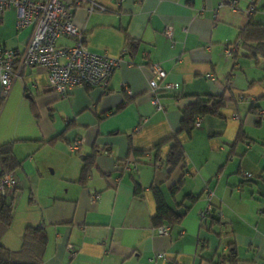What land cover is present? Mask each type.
I'll return each instance as SVG.
<instances>
[{"label":"crops","instance_id":"obj_1","mask_svg":"<svg viewBox=\"0 0 264 264\" xmlns=\"http://www.w3.org/2000/svg\"><path fill=\"white\" fill-rule=\"evenodd\" d=\"M95 1L103 11L74 8L73 22L90 51L121 57L106 88L81 85L60 98L44 67H21L19 59L15 65L0 110V146L13 143L21 165L1 243L16 251L27 227L44 226L41 264H264V51L253 41L225 56L243 28L264 25V0L253 13L252 0H237L236 11L228 0ZM16 20L14 6L4 10L0 45L19 58L32 29H17ZM57 44L73 40L61 37ZM152 63L167 73L162 109L152 102ZM198 96H224L225 105L180 133L183 106ZM173 136L186 164L169 172L171 142L159 158L153 148ZM89 156L94 165L82 184ZM155 188L182 215L167 236L152 222Z\"/></svg>","mask_w":264,"mask_h":264},{"label":"built area","instance_id":"obj_2","mask_svg":"<svg viewBox=\"0 0 264 264\" xmlns=\"http://www.w3.org/2000/svg\"><path fill=\"white\" fill-rule=\"evenodd\" d=\"M233 11L238 9L237 0H228ZM257 0H252L249 13L255 11ZM14 6L17 11L16 27L24 29L31 27L32 33L24 53L18 58L13 50L0 45V84L1 99L9 95L14 79L15 65L19 59L21 67L41 66L48 73L49 86L60 98H66L74 87L86 85L90 87L106 88L116 68L120 65L121 57H112L108 54H98L89 50L86 42L87 35L73 22L74 8L86 6L92 12L104 10V7L95 0H74L72 4L62 0H0V20L5 9ZM164 34L172 37L173 27L168 25ZM61 37L73 40L72 45L59 46L57 41ZM241 48V41L229 45L225 49V56L231 57ZM126 52V50H124ZM152 102L157 109H162L159 103L160 83L167 73L160 63L151 64ZM172 89L173 85H167ZM201 117H197L195 127H200ZM80 140L69 145L71 151L78 150ZM134 165V162H133ZM154 165L159 166L156 161ZM135 166V165H134ZM127 165L124 164V168ZM17 186L14 172L3 173L0 176V193L10 196ZM212 193L208 192L210 196ZM209 208V207H208ZM209 209L203 211L201 216L207 215ZM222 216L223 214L220 213ZM158 235H169L170 227L162 225L155 228ZM75 253L72 252L71 256Z\"/></svg>","mask_w":264,"mask_h":264},{"label":"trees","instance_id":"obj_3","mask_svg":"<svg viewBox=\"0 0 264 264\" xmlns=\"http://www.w3.org/2000/svg\"><path fill=\"white\" fill-rule=\"evenodd\" d=\"M237 41H241V47L243 45L248 46L255 41L257 44L256 47L264 51V25L249 24L242 29L240 38ZM3 100L0 98V110ZM225 101L226 98L224 96L191 97L190 102L183 106L179 132L190 133L195 126L197 117H203L208 114H220L219 111L225 105ZM164 142H171L170 150L166 158L169 172H172L179 164L185 165L186 156L184 148L176 136L160 141L154 146L153 150L155 151L156 158H159L160 149ZM144 154V152H136L135 156H143ZM0 162L2 165L0 176L3 173L14 172L21 165L14 154L13 143H6L0 146ZM93 165L94 157L89 156L82 167L79 179L80 183H86L92 172ZM181 184L180 182L172 187L171 193L173 195L180 190ZM134 188L136 195L139 196L142 194L143 189L138 183L135 184ZM9 197L3 196L0 193V264H41L48 246V234L44 226L27 227L23 234L21 247L16 251L6 248L1 243V238L10 227L14 215V199ZM154 197L157 204V214L152 219L153 225L159 227L162 225L172 226L179 223L182 215L166 203L163 194L157 188L154 189Z\"/></svg>","mask_w":264,"mask_h":264}]
</instances>
